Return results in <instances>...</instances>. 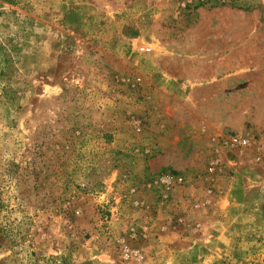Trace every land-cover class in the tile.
<instances>
[{"label": "rangeland", "instance_id": "374dc122", "mask_svg": "<svg viewBox=\"0 0 264 264\" xmlns=\"http://www.w3.org/2000/svg\"><path fill=\"white\" fill-rule=\"evenodd\" d=\"M0 264H264V0H0Z\"/></svg>", "mask_w": 264, "mask_h": 264}]
</instances>
